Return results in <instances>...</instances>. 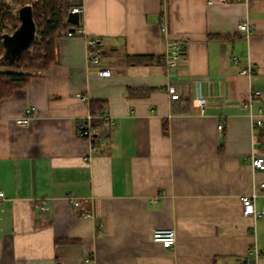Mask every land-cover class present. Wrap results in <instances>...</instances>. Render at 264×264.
Wrapping results in <instances>:
<instances>
[{"label":"crops","instance_id":"obj_1","mask_svg":"<svg viewBox=\"0 0 264 264\" xmlns=\"http://www.w3.org/2000/svg\"><path fill=\"white\" fill-rule=\"evenodd\" d=\"M73 4H83L81 31L59 36L55 63L0 102V264H237L253 243L264 249V217L242 203L256 191L264 207V170L251 163L264 156V123L253 126L241 103L259 89L252 111L264 121V0ZM172 37L185 39V58L167 69ZM30 106L29 125L17 124ZM101 110L112 121L95 119L101 150L86 160L79 123ZM157 228H174L176 245L154 242Z\"/></svg>","mask_w":264,"mask_h":264},{"label":"built area","instance_id":"obj_2","mask_svg":"<svg viewBox=\"0 0 264 264\" xmlns=\"http://www.w3.org/2000/svg\"><path fill=\"white\" fill-rule=\"evenodd\" d=\"M227 0H219V2H226ZM239 2H247V0H235ZM208 2L212 3L214 0H208ZM83 11V4H72L69 7V12H78L81 14ZM80 23V22H79ZM72 26V25H71ZM75 30H70L67 32L68 35H74L81 31V29L77 25H73ZM161 26L165 33H168V19L167 15L164 14L161 16ZM252 25L248 22H244L240 25V29L245 31V34L248 36L251 31ZM97 42L95 39H90L88 41V49H87V62L89 65H96L100 62V53L97 51ZM185 46L186 41L182 37H172L168 39L167 42V50L164 56L161 57L162 60L165 61V67L167 69L176 68L179 63L185 58ZM234 61L237 63L238 59L235 58ZM106 71L109 72V69L101 70V72ZM253 72V64H248L245 67L241 68L240 73L243 75L250 76ZM166 90L171 99H179L181 94L178 88L169 84L166 87ZM261 96V91L259 89H251L248 95V98L242 101V105L246 108L250 109V114L252 118L253 126H262L263 114L260 110L255 113L252 111V105L255 98ZM82 99L85 97L79 95ZM193 103L201 109L202 113H206L207 107L209 104V98L206 95H200L193 99ZM36 107L30 106L25 108L23 115L17 117L15 122L19 125L26 126L29 125L31 118L35 113ZM222 115V111L220 113ZM96 118H101L106 121L111 122V116L105 110L99 111L98 114H94L92 111H88L81 119L78 127L79 135L87 140L89 143V154L85 157L86 160H90L92 155L98 153L101 150V139L102 134L100 131L99 125L95 123ZM225 125V120L221 121L218 125L219 128H223ZM112 127V126H111ZM262 142L264 143V136L262 137ZM252 165L257 170H264V156H254L252 157ZM260 188H264V182L259 184ZM5 192L0 188V202L4 198ZM258 196L256 191H253L249 194H245L242 196L243 203V213L247 217H252L253 219H258L264 217V207L259 209L256 206V197ZM72 202L77 204L78 201L75 197H71ZM40 208L42 210H47L48 205L45 199H41ZM152 240L154 242L160 243L165 248H170L176 245L177 242V232L174 228H157L152 233ZM262 257H264V249L260 248L256 243H253L247 250L246 254L243 258H241L237 264H264L262 262ZM61 264V263H58Z\"/></svg>","mask_w":264,"mask_h":264},{"label":"trees","instance_id":"obj_3","mask_svg":"<svg viewBox=\"0 0 264 264\" xmlns=\"http://www.w3.org/2000/svg\"><path fill=\"white\" fill-rule=\"evenodd\" d=\"M16 4V5H13ZM31 4L36 22V36L31 44L24 48L21 56L7 62L2 56L5 50L2 34H0V64L23 69L0 70V102L11 96L15 89L29 83L35 71L46 70L56 61L57 38L67 34L71 24L67 21L69 7L73 0H0V29L4 23L14 30L19 26V7ZM149 58L144 56L129 57L128 61L137 63ZM92 107H95L93 103Z\"/></svg>","mask_w":264,"mask_h":264},{"label":"water","instance_id":"obj_4","mask_svg":"<svg viewBox=\"0 0 264 264\" xmlns=\"http://www.w3.org/2000/svg\"><path fill=\"white\" fill-rule=\"evenodd\" d=\"M20 19L19 26L12 32H5L2 35L5 47L2 58L7 61L18 59L24 48L28 47L36 36V22L33 16V7L26 4L17 10ZM67 21L72 25L70 30H75L73 25L80 22V14L78 12H69Z\"/></svg>","mask_w":264,"mask_h":264},{"label":"rangeland","instance_id":"obj_5","mask_svg":"<svg viewBox=\"0 0 264 264\" xmlns=\"http://www.w3.org/2000/svg\"><path fill=\"white\" fill-rule=\"evenodd\" d=\"M8 1H10V0H8ZM13 5H16V4H13ZM1 25H3V27H1V29H0V34L5 33V32L12 33L14 31L13 28H9L10 30H7V27H12L11 25H7V23L1 24ZM1 69L20 70L21 68L12 67V66H8V65H5V64H0V70Z\"/></svg>","mask_w":264,"mask_h":264}]
</instances>
